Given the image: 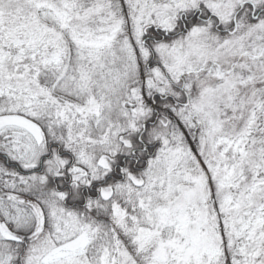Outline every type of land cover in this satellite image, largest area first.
I'll use <instances>...</instances> for the list:
<instances>
[{"label":"snow or ice","instance_id":"obj_1","mask_svg":"<svg viewBox=\"0 0 264 264\" xmlns=\"http://www.w3.org/2000/svg\"><path fill=\"white\" fill-rule=\"evenodd\" d=\"M0 264H264V0H0Z\"/></svg>","mask_w":264,"mask_h":264}]
</instances>
